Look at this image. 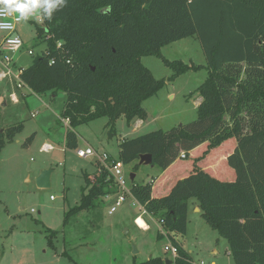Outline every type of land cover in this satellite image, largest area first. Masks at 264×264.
Masks as SVG:
<instances>
[{
    "label": "trees",
    "instance_id": "trees-1",
    "mask_svg": "<svg viewBox=\"0 0 264 264\" xmlns=\"http://www.w3.org/2000/svg\"><path fill=\"white\" fill-rule=\"evenodd\" d=\"M42 22L33 50L43 48L20 79L33 94L66 95L61 119L68 121L67 150L79 147L75 130L81 124L105 117L113 122L122 108L129 121L143 119V103L165 80H156L142 58H162L174 71L173 81L200 67L165 59L162 48L189 37L200 41L208 76L198 88V119L123 140L117 160L126 166L150 154L160 174L176 162L190 163V172L163 197L152 195L159 175L143 185L130 183L138 204L164 221L178 250L174 264H193L174 237L187 232L192 199L206 224L228 241L234 264H264V0H68ZM22 127L0 129V155ZM228 141L236 146L224 161L223 148L210 156ZM217 161L234 172V180L208 170ZM106 176L95 172L92 181L84 173L80 204L67 217L117 191ZM166 260L151 257L140 264Z\"/></svg>",
    "mask_w": 264,
    "mask_h": 264
},
{
    "label": "rangeland",
    "instance_id": "rangeland-1",
    "mask_svg": "<svg viewBox=\"0 0 264 264\" xmlns=\"http://www.w3.org/2000/svg\"><path fill=\"white\" fill-rule=\"evenodd\" d=\"M42 27L39 16L18 25L23 48L13 55L17 69L31 65L33 56L28 51L34 48L37 28ZM3 35L0 32V40ZM42 48L36 47L34 52ZM161 54L170 61L200 68H191L170 81L174 71L162 58L143 57V65L154 78L165 80L163 88L143 103L145 117L129 121L121 115L113 122L105 117L81 124L75 130L79 138L75 150L65 147L69 127L61 119L66 102L63 92L55 97L50 93L40 96L27 87L18 89L13 77L0 78V129L23 125L0 155V264H140L151 257H170L164 251L168 240L160 232L159 219L143 214L131 197L112 215L113 196L99 198L95 207L67 217L80 204L84 173L96 171L93 159L77 155L79 149L91 147L118 159L123 140L186 127L198 119V88L208 76L200 41L189 37L163 47ZM2 70L0 63V75ZM47 144L52 151H43ZM44 170L52 171L48 189L36 184ZM125 170L128 176L136 175L134 184L139 185L161 171L139 161L126 165ZM196 203V199L189 201L187 232L176 238L196 264H234L228 241L206 224L201 212H196ZM136 217L145 222L147 230L135 224Z\"/></svg>",
    "mask_w": 264,
    "mask_h": 264
},
{
    "label": "built area",
    "instance_id": "built-area-1",
    "mask_svg": "<svg viewBox=\"0 0 264 264\" xmlns=\"http://www.w3.org/2000/svg\"><path fill=\"white\" fill-rule=\"evenodd\" d=\"M9 22L13 23L14 25L11 30H0L1 33H4L2 39L0 40V63L3 68L0 78L13 77L17 88L22 89L23 87H25L20 79L22 70L16 68V63L13 60V55L23 48V41L19 37V35H17V27L22 22L15 23V21L12 19H10ZM28 53L32 56L36 54L33 49H29ZM34 116L35 115H33V117ZM65 122L68 123V121ZM140 124L141 121L137 124V126H139ZM52 149L53 147L49 144L43 147L44 152H50L52 151ZM77 155L80 158L93 159L94 163L99 165L98 168H96V172L98 174L105 173L107 175V181H112V187H115L117 189L115 193H110L105 196L106 198H110L112 196L115 198L114 204L109 210V214H114L118 210V208L121 207L130 197L133 199L134 204L139 205L132 196L130 187V175L128 176L125 170V165L121 161L111 158L107 153H98L91 147H88L87 149H79L77 151ZM181 158H184V154H181ZM91 180L95 181V175L91 177ZM140 208L143 214H148L142 206H140ZM140 220H142L140 217H136L134 220L135 224L141 229L147 230L148 226L145 224V222L144 226H142L139 223ZM159 226L161 229V234H163L168 240V246L165 247L164 251L165 253L170 255L168 259L172 261V264H174L178 255L177 247L170 243V233L168 230H166L163 220L159 221ZM193 264L196 263H194L193 261ZM199 264L205 263L201 262Z\"/></svg>",
    "mask_w": 264,
    "mask_h": 264
},
{
    "label": "clouds",
    "instance_id": "clouds-1",
    "mask_svg": "<svg viewBox=\"0 0 264 264\" xmlns=\"http://www.w3.org/2000/svg\"><path fill=\"white\" fill-rule=\"evenodd\" d=\"M68 6V0H0V30H11L15 23L27 22L37 16L51 21L53 13Z\"/></svg>",
    "mask_w": 264,
    "mask_h": 264
},
{
    "label": "crops",
    "instance_id": "crops-1",
    "mask_svg": "<svg viewBox=\"0 0 264 264\" xmlns=\"http://www.w3.org/2000/svg\"><path fill=\"white\" fill-rule=\"evenodd\" d=\"M201 101H202V99L200 98L199 105H200ZM235 146H236L235 141H228L222 147L214 150L210 156H213L216 152H218L221 148H223L225 151L224 156H223V161H224L225 158L233 151ZM220 160H221V158H220ZM218 161L210 164L212 166V169H208V170H210V172L214 173L220 179L229 180V181L234 180V178H235L234 172L231 169H229L227 166H223L222 162L218 166L217 165ZM224 163H226V162H224ZM190 169H191L190 163L186 164V163H182V162H176L175 164H173L168 170H166L162 174L159 173L158 179L153 184V190H152L153 197L160 198V197L167 195L170 192L171 188L173 187L174 183L178 179L185 177L190 172ZM94 175H95V173L90 174L91 177H93ZM196 205L198 206L197 203H196ZM139 208H140V206H139ZM196 212H201L199 207L196 209ZM148 216H150V215H148ZM150 217H152V216H150ZM174 237L176 238V234H174ZM176 240H178V239L176 238ZM183 248H184V246H183ZM163 259H168V258H163Z\"/></svg>",
    "mask_w": 264,
    "mask_h": 264
},
{
    "label": "water",
    "instance_id": "water-1",
    "mask_svg": "<svg viewBox=\"0 0 264 264\" xmlns=\"http://www.w3.org/2000/svg\"><path fill=\"white\" fill-rule=\"evenodd\" d=\"M126 114V108H122L120 109L116 114L115 117H119L121 115H125ZM139 164L140 165H145V166H152V157L150 154H145V155H141L139 158ZM51 170H44L42 171L38 177L36 178V184L39 188L41 189H48L51 186ZM136 175L131 173L130 174V180L134 181L135 180ZM166 264H172V261L167 259L166 260Z\"/></svg>",
    "mask_w": 264,
    "mask_h": 264
},
{
    "label": "bare ground",
    "instance_id": "bare-ground-1",
    "mask_svg": "<svg viewBox=\"0 0 264 264\" xmlns=\"http://www.w3.org/2000/svg\"><path fill=\"white\" fill-rule=\"evenodd\" d=\"M139 223H140L142 226H144V222H143V220H140Z\"/></svg>",
    "mask_w": 264,
    "mask_h": 264
}]
</instances>
